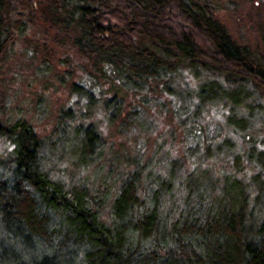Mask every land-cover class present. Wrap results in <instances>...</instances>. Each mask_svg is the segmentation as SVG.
Masks as SVG:
<instances>
[{
  "label": "trees",
  "instance_id": "1",
  "mask_svg": "<svg viewBox=\"0 0 264 264\" xmlns=\"http://www.w3.org/2000/svg\"><path fill=\"white\" fill-rule=\"evenodd\" d=\"M215 9L209 0H0V64L23 34L42 25L84 63L91 81L79 78L73 90L100 99L88 83L112 81L103 103L124 127L138 110L127 108L121 86L134 94L180 93L182 69L203 70L208 75L192 88L195 103L179 108L181 123L188 112L198 116L205 104L222 102L245 143L234 152L220 127L210 134L200 121L190 123V144L203 143L207 156L230 154L231 169L214 176L196 159L189 167L170 164L169 174L178 169L183 178L177 198L170 177L151 161L138 162L113 190L61 180L43 166L31 123L7 116L0 91V136L12 145V164L0 171L2 228L31 250L0 245V264H264V216L253 214L264 202V111L246 88L252 83L264 93V31L252 47L231 34ZM80 129L91 135L82 137L80 153L90 156L97 131Z\"/></svg>",
  "mask_w": 264,
  "mask_h": 264
},
{
  "label": "rangeland",
  "instance_id": "2",
  "mask_svg": "<svg viewBox=\"0 0 264 264\" xmlns=\"http://www.w3.org/2000/svg\"><path fill=\"white\" fill-rule=\"evenodd\" d=\"M209 1L216 6L217 16L236 39L246 41L252 47L261 44L264 0ZM66 56L69 57V63L63 61ZM83 64L73 50H65L63 46L56 45L52 40V32H45L42 25L23 34L17 40L12 56L0 64V91L6 105L4 111L10 120L25 118L31 123L41 141L39 155L43 166L55 178L77 179L95 186L107 185L113 190L121 177L134 169L138 162L151 161L153 167L165 172L164 177H170L177 198L183 178L178 169L173 175L169 174L170 164L175 165L181 161L189 167L196 159L201 165L210 166L214 176L220 175L221 169H231L228 162L230 154L207 156L203 143L200 146L190 144L189 134L192 136L195 131L188 127L190 123L200 121L207 126L210 134L217 130L215 127H220L232 141L234 152H241L245 148L242 132L235 130L232 123H227L225 113L229 106L225 103L205 104L198 116L193 114L194 110L188 113L185 110L186 120L181 123L178 116L180 106L185 108L195 103L192 88L204 81L207 72L182 69L176 85L180 93L151 89L134 94L132 90L121 86V97L127 108L136 107L138 110L137 120L134 119L132 124L124 127L119 119L110 120V103L107 106L103 103L104 97L113 94L112 81L99 79L92 86L91 82L88 83L96 92V97L101 96L100 99L89 97L83 90L71 88L72 82L79 78H83V82L91 81L86 76L87 72L82 70ZM67 69L72 72L69 73ZM246 88L250 96L253 94L256 101L261 102L264 111V93L252 83L246 84ZM187 89L191 92L187 93ZM69 108L70 112L63 114ZM239 110L240 113L244 112L243 107ZM76 125H80V128L94 125L97 131L90 156L83 152L81 154L80 149L83 145L82 137L86 135L88 141H91V135L77 129ZM11 148L10 141L0 136V171L1 166L5 170L12 164ZM248 163L244 158L241 159L242 167L252 170ZM253 212L255 217L260 214L262 218L264 202L256 206ZM10 235L2 228L0 214V245L4 244L11 249L13 246L22 247L31 253L28 244ZM9 238H14V241Z\"/></svg>",
  "mask_w": 264,
  "mask_h": 264
}]
</instances>
